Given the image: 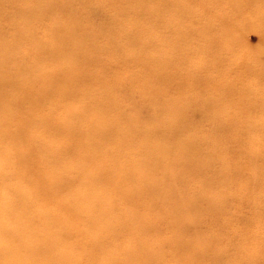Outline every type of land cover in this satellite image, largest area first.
Returning <instances> with one entry per match:
<instances>
[{
    "label": "bare ground",
    "instance_id": "obj_1",
    "mask_svg": "<svg viewBox=\"0 0 264 264\" xmlns=\"http://www.w3.org/2000/svg\"><path fill=\"white\" fill-rule=\"evenodd\" d=\"M217 1L0 0V264L263 263L264 93L221 97L260 80Z\"/></svg>",
    "mask_w": 264,
    "mask_h": 264
},
{
    "label": "rangeland",
    "instance_id": "obj_2",
    "mask_svg": "<svg viewBox=\"0 0 264 264\" xmlns=\"http://www.w3.org/2000/svg\"><path fill=\"white\" fill-rule=\"evenodd\" d=\"M243 3H239L236 4L235 0H218L216 3V5H218V8H215L213 10V13H215V11L219 12V16L222 18L224 21L226 19H228L229 21H233L235 22L234 25L237 28L238 33L235 34V38L233 39V44H231L229 46V48L227 49V51L230 54V58L234 61L236 59V57L239 55L240 56H246L251 55L252 57V61L246 62L244 59H242V64L244 65L246 63H250L248 64L246 68H248V71H244L243 75H241L242 80L244 79H248V78H252V77H256L258 80H260V83L257 84L258 86L255 85H242L241 84H235L236 86L234 87H230L229 89H223V92L221 94L222 98H226V101L230 102H238L240 99V97L238 96V94H240L241 92H247L249 94H253V92H255L256 90H259L257 93L263 92L264 93V37L261 29L263 30L264 28V0H242ZM155 6V5H152ZM167 10V6L166 3L164 4V11ZM205 10V9H204ZM194 11V10H193ZM241 11V14H239V12ZM101 12V11H100ZM233 12H236L237 14L235 15H240V19L237 20V18L233 17ZM102 14V13H101ZM177 14L179 18H183V22L182 24L184 25L183 27H179L178 28V37L179 40L177 42V47L175 49H177L178 51L180 49H182V46H184V35H186L188 38L190 36L189 41L192 39V37H194V34L196 32V34H198L199 32H202L203 30V26H204V20L207 17V12L205 11L206 15H202V17L200 15H197L196 12H192V9L190 8H183V7H179V9L177 10ZM216 14V13H215ZM230 14V15H229ZM87 14H85L84 16H86ZM105 17V19H109L110 16L108 14H102L101 17H98L95 19V22L98 23L102 20V18ZM195 17H201V20L198 24V26H192L190 25L193 21V19ZM220 21V20H219ZM146 25L147 26H151L152 22H156V20H152L151 18H149L148 20H145ZM85 25H88V21L84 22ZM222 22L220 21V23H216L215 25L220 26ZM52 24V21L49 20L47 22H45L42 26H49ZM99 24V23H98ZM195 27H197L198 29H196ZM40 31L42 32V28L40 29ZM153 34L155 35L156 38H162L161 33L158 30H152ZM172 33V30L170 29V31L168 29H165L164 31V35L168 36V35H173L170 34ZM202 37V36H201ZM166 38V37H165ZM181 38V40H180ZM195 43L196 40H193ZM103 43L106 42V40L103 39L102 41ZM186 43V42H185ZM197 47V45H194V49ZM181 52V53H180ZM178 53L179 56H183L185 55L186 51L183 52V50ZM236 54H235V53ZM233 55V56H231ZM190 56L192 58H197L196 61L200 62L201 64L204 63V61L201 62V60L198 58L200 55H196V53L191 52ZM239 58L237 60L234 61V63H237L236 61H238ZM232 61V62H233ZM128 74L134 73L136 75L139 74H143V68L141 67V65L131 59L130 61H126L123 65ZM204 68L203 70L199 71L198 73L201 74V72H205ZM126 74V71H125ZM240 83V82H239ZM246 84V83H244ZM201 85L202 83H200L198 86L196 85L195 90L196 91H200L201 89ZM248 101L254 100V98H252V96L249 98H247ZM259 103V102H258ZM237 146V145H235ZM245 178V177H244ZM240 207V206H239ZM36 209H45V207L43 206H36ZM240 208L243 209H239L236 206H233L231 208V212L232 214H230L231 216L234 215L239 219H253L252 217V207L251 206H242ZM264 214V213H263ZM18 222L15 221H5V222H0V225H17ZM233 226L237 227L238 230H241V222L239 220V222L235 225L233 224ZM240 227V228H239ZM7 232H2V234H5ZM3 242V241H2ZM235 242L237 243V245L240 243V238L235 235ZM125 246V245H124ZM230 252H233V250L231 249ZM7 256L8 258L11 259H15L16 255H12L11 253L9 255H4ZM207 260V262L209 263H213V261L211 259H205ZM168 261L171 262L172 260L170 258H168ZM26 263H28V260H26ZM264 264V261L263 263Z\"/></svg>",
    "mask_w": 264,
    "mask_h": 264
}]
</instances>
